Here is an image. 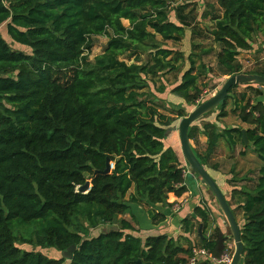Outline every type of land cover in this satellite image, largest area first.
Segmentation results:
<instances>
[{
  "label": "trees",
  "instance_id": "1",
  "mask_svg": "<svg viewBox=\"0 0 264 264\" xmlns=\"http://www.w3.org/2000/svg\"><path fill=\"white\" fill-rule=\"evenodd\" d=\"M201 2L204 9L197 12ZM170 10L167 0H0V29L31 51L12 49L0 31V264H188L193 250L206 253L197 264H214L223 253L226 238L206 203L181 220L182 233L197 227L194 243L181 235L142 239L123 216L136 204L159 225L165 216L154 207L171 208L168 195L180 198L192 187L176 142L168 140L173 123L187 115L180 108L161 111L148 83L158 73L171 75L170 93L195 105L202 91L199 78L211 71L197 65L195 52L216 55L220 82L237 75L264 77V68L246 70L237 59L258 39L264 45V0H185L173 9V20ZM207 19L210 31L201 27ZM186 29L187 57L161 45L179 44ZM98 36L107 42L90 60ZM143 53L146 60L140 63ZM126 58L134 61L128 64ZM237 88L201 120L216 112L217 119L225 118L231 102L232 116L246 127L223 128L213 120L200 130L198 119L188 138L205 169L221 140L230 150L240 144L241 156L248 148L261 162L255 179H240L248 182L245 188L229 179L235 203L227 202L235 220L237 213L242 216L241 226L236 221L243 244L240 264H264L263 92L247 84L238 96ZM198 133L206 137L203 154L195 148ZM107 159L113 169L105 174ZM87 182L88 191L79 192ZM99 225L110 227L89 237L88 229ZM19 237L26 244L34 237L62 257L21 250L15 246ZM71 246L75 250L67 260L64 252Z\"/></svg>",
  "mask_w": 264,
  "mask_h": 264
},
{
  "label": "rangeland",
  "instance_id": "2",
  "mask_svg": "<svg viewBox=\"0 0 264 264\" xmlns=\"http://www.w3.org/2000/svg\"><path fill=\"white\" fill-rule=\"evenodd\" d=\"M167 1L170 3V9H171L169 17L171 20H173V15H174L173 9H175L178 5L183 3L185 0H167ZM200 7L197 10V12H200L204 9V6H202V2H201ZM122 23L125 27H128V22L126 20H123ZM201 27L203 29H206L207 31H210L212 29L213 25H212V23L208 22V19H207L201 23ZM0 31L3 34V36L6 38L7 42L9 43V45L12 49L20 50V51H23L25 53L30 54L31 51L29 49L12 43L5 36V29L4 28H1ZM157 39L159 40L160 38L158 37ZM261 41H262V39H258V42L256 44H254L253 49L251 51L243 52L242 54H240L238 56L237 59L242 64L244 69H246V70L252 69V68H256V66H258V68H264V45H262L260 43ZM106 42H107V38H105L104 36H98V37L93 38V43H92L91 52H90L91 54L89 57L90 60H92L95 56L102 54L103 49L106 45ZM161 45H163L164 47H167V48H173L174 50L180 51L181 53H183V55L185 57H187L191 53V51H190V49H191L190 29L185 30L183 39L179 44L175 45V44H172L171 42H165V43H161ZM208 45H210V41L205 42L203 44V46L206 48H208ZM193 54L196 55V56H194V59H196L197 65L204 64L207 67H210L209 69L211 70L210 72H206L205 74H202L199 78V80H200L199 85H200L202 91H201V94H200L198 101L195 103V105L187 104L182 98H178V97L172 95L170 93V90H171V87L174 85L173 84V82H174L173 77H171V75H167L165 73H158L157 77H155L153 79V82H150L148 84H149V89L152 92V94L155 96L156 100L159 101V104L164 107L163 109H161V111H170L171 109L177 110L178 108H180L183 112L186 113V115H188L192 110L195 109L196 106H198L200 103L210 99L214 94H216L217 91L223 85L224 82H222V81H225V78H223V80H221V82L219 81L220 76H219V73L217 71V67L215 66L216 65V55L213 53L210 55H202L201 56L200 54H198V52H195ZM145 60H146L145 53H143L140 57V63H144ZM125 61L129 64V63L133 62L134 59L126 58ZM250 85H253L254 88H258L263 92V98H261V101L264 104V85H255V84H250ZM159 87H165L166 88V90L163 94H159L157 92ZM244 87H245V85L238 86V88L235 90V92L238 96L245 91ZM248 95H250V94H248ZM248 98H249V96H248ZM254 101H255V99L253 98L252 103ZM215 111H217V110L215 109L212 112H215ZM226 111H227L226 112L227 114H226L225 118L217 119V112H216V113L209 115L205 120H201L202 118H200L197 122H195V125L200 130H202V126L205 123H208V121L214 120V121L220 123V125L223 128H229V127L234 126V125H241L242 127H246L245 125L241 124L234 116H232L231 102H228V107L226 108ZM179 121L180 120L173 123L172 132L169 134L168 140L170 139V140H172V141L174 140V142H176L177 153L181 158L182 166L186 167V170L188 171V166L186 165V163L183 160V157H182V154L180 151L179 141H178L179 138H178V134H177V127H178ZM220 125H218V126L221 127ZM172 133H173V135H172ZM197 141L198 142H197L195 148L199 153L203 154L206 150V147H207L206 137L202 133H198L197 134ZM241 150H242V146L240 144L237 145V147L234 148L233 150H230L228 148L227 144L221 140L220 142H218L216 150L210 156L209 161H208L209 166L206 170H209L210 172L214 171L210 166L216 164V165H218V169L216 172H221V174L226 178L230 177L229 171L232 170L233 172H231V175H232L231 178L233 177L235 179V181L230 182L229 180H226L227 186L230 187V185H228L230 182V183H232L231 184L232 186H236L238 188H240V187L245 188L246 185H248V182L246 180L256 178L255 177L256 176V170L259 169L261 162L256 158L255 154L251 150H249L248 148L245 149V156L240 155ZM112 167H113V164H112ZM241 178L246 179V180L241 181L240 180ZM89 181H91V180H89ZM132 193H133V189H131L129 191V193L126 195L125 199L126 200L129 199V197ZM225 194H224L225 198H229L230 205L232 206L235 203V199H232V198L230 199L231 192L226 191ZM208 195L212 201V198H213L212 194L208 193ZM227 201H228V199H227ZM174 204H176V202ZM137 206L138 205L131 206V211L134 215L133 217H134L135 222L138 223L137 226H139V228L143 229L146 225L148 226L147 218L144 217V215L142 213V208L141 207L139 208ZM211 207L214 208V209H210L211 213H212L213 220H215V224L217 225V228L220 230V232L222 234H224V236L226 238L225 242H224L225 249H224L223 253L220 255V257L215 259L216 262L214 264H227V260L228 259L231 260L232 255L234 253V244H233V239L231 236L232 234L230 235L231 232L229 229V225L227 224V222H226L221 210L219 209L216 201L213 200ZM145 211L143 210V212H145ZM123 219L133 222V219H131L129 214H127V215L125 214L123 216ZM237 219H238V223L240 225L242 222L241 213H237ZM80 222L82 225H84L85 227L88 228V225L84 220H80ZM114 226L116 227V225H114ZM109 227H110L109 225H99L96 228H89L88 229V230H90L89 237H94L98 233H100L101 231L109 229ZM195 229H197V227ZM195 232H196V230H195ZM206 234H208V236H209L211 233L206 232ZM194 235H195V233H194ZM38 243L39 242L34 240V237H32V243L26 244V243L22 242V240H20V237H19V239L16 240V242H15V246L20 248L21 250L38 251L47 257H62V254L58 253L55 249L45 247L43 245H38Z\"/></svg>",
  "mask_w": 264,
  "mask_h": 264
},
{
  "label": "water",
  "instance_id": "3",
  "mask_svg": "<svg viewBox=\"0 0 264 264\" xmlns=\"http://www.w3.org/2000/svg\"><path fill=\"white\" fill-rule=\"evenodd\" d=\"M247 84L264 85V77L257 75H237L228 77L216 94H214L210 99L196 106L194 110H192L186 117L182 118L179 121L177 127L180 151L184 162L188 166L189 176L193 179L198 178L204 182V184L208 187L209 191L213 195L219 209L221 210L227 224L229 225L234 244V253L232 255L230 264H240L241 257L243 254V244L240 238V227L232 214V209L230 208L224 196V193L221 191L217 183L213 180V178L208 174L206 169L200 164V162L196 158L188 138V131L189 127L195 121L219 107L228 96V92L232 87L243 86ZM242 136L244 144L247 145L248 143L244 131H242ZM112 169V164L107 159L106 169L104 173H110ZM88 187L89 184L87 182L84 186L80 187L78 191L87 192L89 189ZM201 230L202 229L200 227L198 229V235L200 236ZM74 250L75 247L71 246L64 252V255L67 260H71L72 253Z\"/></svg>",
  "mask_w": 264,
  "mask_h": 264
},
{
  "label": "crops",
  "instance_id": "4",
  "mask_svg": "<svg viewBox=\"0 0 264 264\" xmlns=\"http://www.w3.org/2000/svg\"><path fill=\"white\" fill-rule=\"evenodd\" d=\"M167 146H171V144L169 145V143H167ZM208 171L209 170H207V172ZM231 172L232 170L229 171L230 173L229 178L224 177L221 174V172H216V171H211V172L209 171L208 174L213 178V180L220 187L221 191L225 194L226 191H229V192L232 191V189L226 184V180H229L232 176ZM192 180H193L191 184L192 187L182 197L176 198L172 194L168 195L167 203L172 205L171 208L166 207V206H161V205L154 207V210L157 213L165 216V221L160 223L159 225H156V226L152 225V222L148 214V210L138 205L137 207L142 208V213L144 217L147 218L148 226L146 225L143 229H141L139 228V226H137L138 223H136L135 220L133 219L132 225L139 231L135 235L142 239H144L148 235H162V234L166 235L169 238L176 239L178 236L181 235L189 239L191 243H194L195 242L194 239L196 235L195 229H192L190 234L182 233L181 232V220L189 216L192 217L194 208L197 206H202V204L204 203H206V205L210 209H214V208L211 207L213 200L211 201V199L209 198L208 188H206V185H204V183L198 178L196 179L192 178ZM226 199L229 200V198H226ZM175 202L176 204H174ZM133 205H136V204L129 205V208H130L129 214L132 216H134L131 211V206ZM143 210L144 211L146 210L145 211L146 213L143 212ZM236 221L238 222V219ZM206 236L208 237V234H206ZM182 244H183V241H182ZM187 244L188 242L185 243V246Z\"/></svg>",
  "mask_w": 264,
  "mask_h": 264
},
{
  "label": "built area",
  "instance_id": "5",
  "mask_svg": "<svg viewBox=\"0 0 264 264\" xmlns=\"http://www.w3.org/2000/svg\"><path fill=\"white\" fill-rule=\"evenodd\" d=\"M200 257H206V253L203 250H193V256L189 259L188 264H197V259ZM214 262L215 259H213ZM230 259L227 260V264H230Z\"/></svg>",
  "mask_w": 264,
  "mask_h": 264
}]
</instances>
